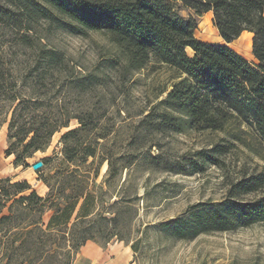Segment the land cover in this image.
<instances>
[{"label": "trees", "instance_id": "1", "mask_svg": "<svg viewBox=\"0 0 264 264\" xmlns=\"http://www.w3.org/2000/svg\"><path fill=\"white\" fill-rule=\"evenodd\" d=\"M177 1L198 15L213 11L224 43L199 39L196 18L178 13ZM40 19L77 35L106 34L117 48L108 66L122 82L145 68L167 65L177 71L178 80L158 103L163 106L158 128L229 131L234 139L196 151L189 158L195 170L222 165L221 156L235 141L264 149V0H0V128L8 124L6 155H14L16 166H28V158L45 151L72 119L81 124L61 139V159L72 168L50 176L55 182L37 169L48 187L45 195L27 179L0 177V264H73L89 241L125 239L116 226L108 227L117 216L101 215V197L91 185L99 168H90L107 161L112 170L113 162L78 139L104 116L94 103L85 108L82 102L114 94L111 75L83 72L62 50L39 37L33 42V22ZM244 31L254 34L258 64L229 45ZM33 55L38 59L31 64ZM256 220H264V169L233 179L221 200L194 204L163 225L184 238Z\"/></svg>", "mask_w": 264, "mask_h": 264}, {"label": "rangeland", "instance_id": "2", "mask_svg": "<svg viewBox=\"0 0 264 264\" xmlns=\"http://www.w3.org/2000/svg\"><path fill=\"white\" fill-rule=\"evenodd\" d=\"M176 9L183 17L196 18L195 35L199 39L224 43L214 25L212 12L198 15L180 1L176 2ZM33 25L36 29L32 32L33 42L39 37L44 43L62 50L67 59L72 60L71 64H76L83 72L110 73V90L115 91L111 96L103 97L98 93L91 101L82 102L85 108L94 103L98 113L104 112V116L98 124L83 129L78 139L86 145L92 143L98 156L113 162L112 170L107 161L90 168L91 171L99 168L91 185L101 197V215L117 216L115 221H109L108 227L116 226V232L125 239L115 236L107 244L89 241L81 247L73 264L111 262L119 256V251L111 250L116 243L127 247L131 261L136 264H264V220L184 238L173 235L163 225L167 219L188 213L194 204L221 200L233 179L264 169V149L235 141L231 151L221 156L222 165L205 164L195 170L189 158L196 151L209 148L222 138L226 140L221 141L224 143L234 139L229 131L158 128L157 115L163 110L158 103L178 80L177 71L167 65L150 67L135 71L122 82L118 72L108 66V59L116 56L117 48L106 34L90 31L77 35L57 28L46 19L35 20ZM243 34L244 37L240 36L230 46L252 64H258L253 54L254 34L249 31ZM37 59L36 55L29 56V63ZM80 125L78 119H72L68 127L55 133L45 151H37L28 158V166H16L14 155L7 156L5 152L9 145L8 124H3L0 128V177L27 179L45 195L48 187L39 180V173L32 165L53 157L42 166L51 182L55 180L50 176L56 175L60 168H72L61 159L64 145L61 139L63 133ZM74 142L72 137L69 145ZM95 251L98 255L92 256Z\"/></svg>", "mask_w": 264, "mask_h": 264}, {"label": "crops", "instance_id": "3", "mask_svg": "<svg viewBox=\"0 0 264 264\" xmlns=\"http://www.w3.org/2000/svg\"><path fill=\"white\" fill-rule=\"evenodd\" d=\"M208 12H212L213 13V11H208ZM207 13V12H206ZM244 32H248V31H244ZM251 33V32H250ZM224 42V41H223ZM232 43V42H231ZM231 43H229V45L231 44ZM91 249H94L95 248V246H91L90 247ZM110 248V247H109ZM121 248H123V250L121 249ZM127 247L126 246H122V245H120V243H116V245H114V246H112L111 247V250L114 252V251H119V256H117V258H115L113 261H111V262H105L104 260H102V257H98L99 258V260L101 261L100 263H102V264H136L135 262H133V261H131V255H129V253H128V250L126 249ZM92 252H93V250H91ZM91 252V253H92ZM105 254H108V253H105ZM92 256H95V255H98V252H94V253H92L91 254ZM103 256H105L104 255V252H103ZM99 263V264H100Z\"/></svg>", "mask_w": 264, "mask_h": 264}, {"label": "water", "instance_id": "4", "mask_svg": "<svg viewBox=\"0 0 264 264\" xmlns=\"http://www.w3.org/2000/svg\"><path fill=\"white\" fill-rule=\"evenodd\" d=\"M32 166H33V168H34L35 170H37V169H39V168H41V167L43 166V161H42V160L37 161V162H35Z\"/></svg>", "mask_w": 264, "mask_h": 264}, {"label": "bare ground", "instance_id": "5", "mask_svg": "<svg viewBox=\"0 0 264 264\" xmlns=\"http://www.w3.org/2000/svg\"><path fill=\"white\" fill-rule=\"evenodd\" d=\"M241 36L244 37L245 35L243 34V35H241ZM242 37H241V38H242Z\"/></svg>", "mask_w": 264, "mask_h": 264}]
</instances>
